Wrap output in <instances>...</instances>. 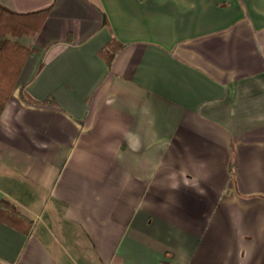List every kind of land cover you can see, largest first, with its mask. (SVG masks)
<instances>
[{
	"label": "crops",
	"instance_id": "obj_1",
	"mask_svg": "<svg viewBox=\"0 0 264 264\" xmlns=\"http://www.w3.org/2000/svg\"><path fill=\"white\" fill-rule=\"evenodd\" d=\"M0 6L47 10L0 117V264H264V0Z\"/></svg>",
	"mask_w": 264,
	"mask_h": 264
},
{
	"label": "trees",
	"instance_id": "obj_2",
	"mask_svg": "<svg viewBox=\"0 0 264 264\" xmlns=\"http://www.w3.org/2000/svg\"><path fill=\"white\" fill-rule=\"evenodd\" d=\"M46 13L47 10L19 14L0 6V117L24 64L33 54V50L22 45L18 39L34 37L39 32ZM119 47L117 42L112 40L101 50L108 65ZM20 94L25 99L24 86L20 88ZM49 102L51 101H46V103ZM4 207L13 211L14 215L21 217L10 203L2 200L0 208Z\"/></svg>",
	"mask_w": 264,
	"mask_h": 264
}]
</instances>
